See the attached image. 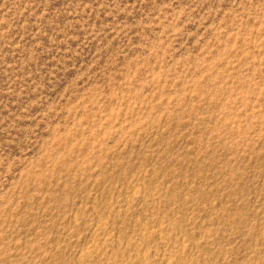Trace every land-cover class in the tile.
Returning <instances> with one entry per match:
<instances>
[{
    "label": "rangeland",
    "instance_id": "1",
    "mask_svg": "<svg viewBox=\"0 0 264 264\" xmlns=\"http://www.w3.org/2000/svg\"><path fill=\"white\" fill-rule=\"evenodd\" d=\"M0 264H264V0H0Z\"/></svg>",
    "mask_w": 264,
    "mask_h": 264
}]
</instances>
